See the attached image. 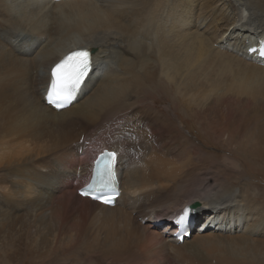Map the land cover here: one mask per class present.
I'll return each instance as SVG.
<instances>
[{
	"label": "bare ground",
	"instance_id": "obj_1",
	"mask_svg": "<svg viewBox=\"0 0 264 264\" xmlns=\"http://www.w3.org/2000/svg\"><path fill=\"white\" fill-rule=\"evenodd\" d=\"M263 47L264 0H0V263L264 264L260 174L241 159L264 167ZM82 49L94 69L57 112L51 71ZM199 137L233 168L205 162ZM113 152L114 206L78 196Z\"/></svg>",
	"mask_w": 264,
	"mask_h": 264
},
{
	"label": "snow or ice",
	"instance_id": "obj_2",
	"mask_svg": "<svg viewBox=\"0 0 264 264\" xmlns=\"http://www.w3.org/2000/svg\"><path fill=\"white\" fill-rule=\"evenodd\" d=\"M91 53L88 50H76L67 55L61 62L57 63L51 71V81L47 92V100L50 104L61 108L71 104L84 85L87 77L92 71ZM116 153H109L104 168L98 166L99 177L96 187L82 194L91 195L93 199L101 201L105 205L114 203V196L109 194L111 185V164ZM193 209L184 208L183 212L175 221L177 226L187 224Z\"/></svg>",
	"mask_w": 264,
	"mask_h": 264
},
{
	"label": "rangeland",
	"instance_id": "obj_3",
	"mask_svg": "<svg viewBox=\"0 0 264 264\" xmlns=\"http://www.w3.org/2000/svg\"><path fill=\"white\" fill-rule=\"evenodd\" d=\"M147 98V97H146ZM148 98L149 99H153V100H155L156 101V105H155V109H153V110H155V111H157L156 109H160L159 111H157V112H159V113H161L160 115H170V118H173L177 123V126H179V127H183L187 132H189V133H187V135H188V137L191 139V137L190 136H192L193 138L194 137H196V135H197V133H196V131H197V129L199 128L200 129V127L198 126V125H200L199 123H198V121H193L194 120V117L191 115V114H185L184 113V111H183V108H181V106L179 105V104H177L175 107L173 106L172 108H171V110L173 111V112H171V111H169V113H168V111L166 110L167 109V107H168V105H169V103H167V102H165V104H162V103H160V96L159 95H156V94H154V93H151L149 96H148ZM156 99H158V100H156ZM178 106V107H177ZM179 108V109H178ZM153 113H155V112H153ZM159 113H157V114H159ZM178 117H179V120H178ZM213 119H214V117H213ZM181 125V126H180ZM206 129V128H205ZM200 131H201V129H200ZM207 133H208V135L210 134V132L207 130L206 131ZM205 133V131H203V133L202 134H204ZM98 134H100V133H98ZM211 136H213V135H211ZM200 139L197 141V142H199L200 144H198L196 141H194L195 142V145H197V146H200L201 148H203V147H205L204 148V150H206L207 151V153L208 154H205V153H199L200 155H201V157H203V158H206L207 157V159L205 160V162H209V163H213L214 162V164H212L213 165V169L214 168H218V167H220V166H229L228 168H230V169H232L233 168V166H230L229 165V161H227V158L225 159L224 157L226 156L225 154H224V152H223V150H222V148H221V151H220V149H219V146H218V148L215 146V145H213V143L212 142H209V143H205V141L206 140H204L203 139V137H199ZM216 137H212L211 138V141H213V142H216ZM210 141V140H209ZM239 143H242V139L241 138H239V139H237L236 140V142H235V146L236 145H238ZM224 146V148L226 147V145H223ZM197 150H193V152H195V153H198V152H196ZM233 152V151H232ZM79 153H83L82 152V150L80 149L79 150ZM217 156V157H216ZM229 157V159H232V160H238V157H236L235 159H233L231 156H228ZM231 157V158H230ZM244 158H246L245 156H243L242 155V157H241V159L243 160V162L247 165V167L250 169L251 167H254V168H251L250 169V171H252V170H254V172H256V173H259L260 175H258V176H261V177H256V178H254V179H252L251 178V186L253 187V188H256L255 190H256V194H259V196H257L256 198H257V200L258 201H260V203L262 204V205H264V167H261V166H259V165H261L260 163V161L261 160H257V161H253L252 160V162H246V160L244 159ZM240 158H239V160L238 161H240L241 160ZM263 159H264V157H263ZM204 160V159H203ZM217 160V161H216ZM220 161V162H219ZM227 161V162H226ZM227 163V164H225V165H223L224 163ZM242 162V163H243ZM258 164H257V163ZM240 163V162H239ZM248 163V164H247ZM50 164H51V162H50ZM251 164V165H250ZM225 166V167H226ZM216 172H218V173H221L222 172V170L220 169L219 171L218 170H215ZM259 171V172H258ZM237 172V171H236ZM4 174H5V171H3L2 173L0 172V177L1 178H5V176H4ZM237 174V173H236ZM255 174V173H254ZM70 179H71V181H74L75 180V178H74V176L71 174L70 175ZM6 180H7V178H6ZM5 180V181H6ZM76 185V182H73V187H66L67 189H66V191L68 192V193H70V192H73L74 191V188H75V185ZM73 188V189H72ZM68 189H69V191H68ZM72 189V190H71ZM0 203H5V201H3V200H0ZM214 217H209L208 218V220H207V223L209 224L211 221H212V219H213ZM220 218V217H219ZM207 223H206V225H207ZM220 225L217 223V225H216V228H218ZM30 255V253L28 252L27 253V257L25 258V257H23V259H22V261L19 263V264H42L40 261H34V260H30V258L28 257ZM97 260H98V258H96ZM91 260H93L92 258H91ZM100 260V259H99ZM97 262V261H96ZM1 264V263H0Z\"/></svg>",
	"mask_w": 264,
	"mask_h": 264
}]
</instances>
